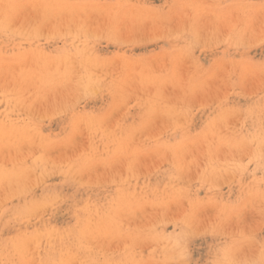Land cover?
<instances>
[{
	"label": "rangeland",
	"instance_id": "1",
	"mask_svg": "<svg viewBox=\"0 0 264 264\" xmlns=\"http://www.w3.org/2000/svg\"><path fill=\"white\" fill-rule=\"evenodd\" d=\"M0 1V264H264V0Z\"/></svg>",
	"mask_w": 264,
	"mask_h": 264
},
{
	"label": "bare ground",
	"instance_id": "2",
	"mask_svg": "<svg viewBox=\"0 0 264 264\" xmlns=\"http://www.w3.org/2000/svg\"><path fill=\"white\" fill-rule=\"evenodd\" d=\"M2 1H3V0H2ZM7 1H8V0H7ZM196 1H197V0H196ZM201 1H202V0H201ZM5 2H6V1H5ZM193 2H194V0H193ZM193 2H192V3H193ZM0 3H1V1H0ZM44 3H45V1H44ZM204 3H207V2L205 1ZM2 4H3V3H2ZM8 4H9V2H8ZM5 5H6V3H5ZM1 6H2V5H1ZM1 6H0V11H1V9H3V7H1ZM7 6H8V5H7ZM44 6H45V5H44ZM46 6H47V5H46ZM9 7H10V6H9ZM9 7L7 8V11H8V9L12 8V7H10V8H9ZM46 8H47V7H46ZM46 8L44 9V7H42V10H46ZM185 8H186V7H185ZM4 9H5V8H4ZM12 9H13V11H12ZM12 9H10V10H11L12 12H14V11H16L17 8L14 9V7H13ZM47 9H48V8H47ZM5 10H6V9H5ZM5 10H3V11H5ZM3 11H1V13H2ZM46 11H47V10H46ZM4 13L7 14V12H3V14H4ZM3 14H1V17H3V16L5 15V14H4V15H3ZM9 14H10V13H9ZM9 14H7V15H9ZM42 14H43V13H42ZM44 14H45V13H44ZM2 15H3V16H2ZM38 15H40V14H38ZM191 15H192V14H191ZM5 16H6V15H5ZM194 18H195V17H194ZM1 20H2V19H1ZM4 20L6 21L7 19L4 18V19H3V22H4ZM195 21H196V18H195ZM195 21L193 20V22H195ZM186 22H187V20H186ZM193 22H192V23H193ZM0 23L2 24V21H0ZM183 23H184V22H183ZM186 28H187V26H186ZM176 31H177V27H176ZM174 32H175V31H174ZM178 32H179V31H178ZM172 33H173V32H172ZM175 33H176V32H175ZM195 36H196V35H195ZM167 37H168V36H167ZM197 40H198V39H197ZM137 67H138V66H137ZM139 68L142 70V68L140 67V65H139ZM140 69H139V71H141ZM10 70H11V69H10ZM136 71L138 72V70H136ZM141 72H142V71H141ZM143 72H144V70H143ZM143 72H142V73H143ZM155 72H156V71H155ZM152 73H153V72H152ZM10 74H12V73H10ZM143 74H145V72H144ZM136 75H139V74L137 73ZM140 75H141V74H140ZM140 75H139V76H140ZM137 77H138V76H137ZM143 77H144V75H143ZM151 77H152V76H151ZM140 78H141V79H139V81H141V82L138 83V84L141 85V83H142V85H143L145 81L143 82L144 79H142V76H140ZM162 79H163V78H162ZM168 81H169V80H168ZM146 82H147V79H146ZM146 82H145V84H146ZM148 83H151V82H148ZM148 83H147V84H148ZM145 84H144V85H145ZM139 88H140V86H139ZM140 89H142V87H141ZM144 89H145V88H144ZM144 89H143V91H144ZM154 90H155V88H154ZM2 91H3V90H2ZM145 93H148V92H145ZM158 94H159V93H157V95H158ZM146 95H147V94H146ZM150 95H151V94H150ZM152 95H153V94H152ZM157 95H156V96H157ZM2 96H3V95H2ZM3 97H4V96H3ZM156 98H157V97H156ZM158 98H159V97H158ZM166 98H167V96H166ZM148 99H149V98H148ZM153 99H154V98H153ZM156 101H158V100H156ZM145 104H146V103H145ZM151 105L154 106V103L151 104ZM159 105H160V104H159ZM153 106H151V107H153ZM149 108H150V107H148V109H149ZM159 110H160V109H159ZM164 110H165V109H164ZM166 111H167V110H166ZM169 112H170V111H169ZM178 116H179V115H178ZM0 137H1V136H0ZM152 137H153V136H152ZM112 139H113V137H112ZM131 139H132V140H131ZM131 139H130V141H133V138H131ZM0 141H1V139H0ZM113 141H115V140H113ZM130 141H129V143H127L128 146H126V147L129 148V149H130L129 145H130V146L133 145V144L131 145V142H130ZM2 142H3V140H2ZM133 143H136V142L133 141ZM178 144H179V143H178ZM178 144H176V145H178ZM134 145H135V144H134ZM138 146H139V145H138ZM138 146H137V147H138ZM126 147H125V148H126ZM139 147H140V149H141V146H139ZM176 147H177V146H176ZM127 148L125 149V152H126V153L129 151ZM169 149H170V151H172L171 148H169ZM178 149H179V147L176 148V150L179 152ZM126 150H127V151H126ZM133 150H136L135 147L131 149L132 152H134ZM137 150H138V149H137ZM137 150H136V151H137ZM173 150H175V148H174ZM131 151H130L129 153L133 154ZM177 151H176V153H177ZM142 152H143V151H142ZM145 152H146V151H145ZM173 152H175V151H173ZM127 154H128V153H127ZM173 154H175V153H173ZM176 155L178 156L179 154H176ZM128 156H129V155H128ZM173 158H174V157H173ZM7 161H8V160H7ZM13 163H14V162H13ZM4 165H6V163H5ZM5 167H6V166H5ZM127 171H128V170H127ZM26 172H28V171H26ZM128 173H129V172H128ZM16 175H17V174H16ZM126 177H127V176H126ZM25 178H26V177H25ZM25 178H24V179H25ZM15 180H16V179H15ZM21 180H22V177H21ZM0 181H1V180H0ZM25 182H27V180H26ZM37 182H38V181H37ZM5 183H6V182H5ZM18 183H19V182H18ZM27 183H28V182H27ZM15 184H17V183L15 182ZM24 184H25V183H24ZM24 184H23V185H24ZM32 184H33V183H32ZM26 185H27V184H26ZM33 185H34V184H33ZM24 186H25V185H24ZM27 186H28V185H27ZM0 187H1V186H0ZM30 188H31V187H30ZM117 193H118V192H117ZM2 195H3V194H2ZM0 198H1V197H0ZM8 198H9V197H8ZM8 198H7V199H8ZM2 205H3V204H2ZM40 206H41V205H40ZM47 208H48V207H47ZM89 208H90V207H89ZM45 209H46V208H44V210H45ZM36 210H37V208H36ZM38 210H39V209H38ZM17 218H18V217H17ZM94 219H95V218H94ZM102 219H103V218H102ZM107 219H108V218H107ZM89 220H90V219H89ZM91 221H92V220H90V222H91ZM103 221H105V220L103 219ZM93 222H94V221H93ZM98 222H102V220H101V221H98ZM98 222H97V223H98ZM105 222H106V221H105ZM89 225H92V222H91V224L89 223ZM89 225H88V226H89ZM89 227H91V226H89ZM85 229H86V228H85ZM88 229H89V228H88ZM90 230H92V229H90ZM83 232H84V231H83ZM83 232H82V233H83ZM62 233H63V232H62ZM62 233H61V234H62ZM84 233H85V232H84ZM91 233H92V231H91ZM91 233H89V236H92V235H90ZM92 234H93V233H92ZM44 236H45V235H44ZM44 236H43V237H44ZM81 236H82V235H81ZM83 236L85 237V234H83ZM45 238H46V237H45ZM89 244H90V243H89ZM78 249H79V248H78ZM68 251H69V249H68ZM64 255H65V254H64ZM5 257H6V256H5ZM26 259H27V258H26ZM111 264H112V263H111Z\"/></svg>",
	"mask_w": 264,
	"mask_h": 264
}]
</instances>
